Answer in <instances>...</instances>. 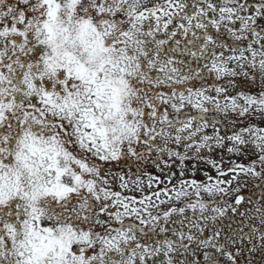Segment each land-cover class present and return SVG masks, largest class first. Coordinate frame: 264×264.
<instances>
[{
  "label": "snow or ice",
  "instance_id": "6c2138e0",
  "mask_svg": "<svg viewBox=\"0 0 264 264\" xmlns=\"http://www.w3.org/2000/svg\"><path fill=\"white\" fill-rule=\"evenodd\" d=\"M0 264H264V0H0Z\"/></svg>",
  "mask_w": 264,
  "mask_h": 264
},
{
  "label": "trees",
  "instance_id": "16d2710c",
  "mask_svg": "<svg viewBox=\"0 0 264 264\" xmlns=\"http://www.w3.org/2000/svg\"><path fill=\"white\" fill-rule=\"evenodd\" d=\"M151 171H154V169H150Z\"/></svg>",
  "mask_w": 264,
  "mask_h": 264
},
{
  "label": "rangeland",
  "instance_id": "374dc122",
  "mask_svg": "<svg viewBox=\"0 0 264 264\" xmlns=\"http://www.w3.org/2000/svg\"><path fill=\"white\" fill-rule=\"evenodd\" d=\"M150 169H151V168H150ZM150 169H149V170H150Z\"/></svg>",
  "mask_w": 264,
  "mask_h": 264
}]
</instances>
